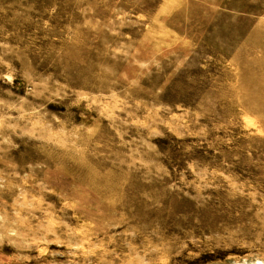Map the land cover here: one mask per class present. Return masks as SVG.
Wrapping results in <instances>:
<instances>
[{
    "label": "rangeland",
    "instance_id": "374dc122",
    "mask_svg": "<svg viewBox=\"0 0 264 264\" xmlns=\"http://www.w3.org/2000/svg\"><path fill=\"white\" fill-rule=\"evenodd\" d=\"M0 264H264V0H0Z\"/></svg>",
    "mask_w": 264,
    "mask_h": 264
}]
</instances>
